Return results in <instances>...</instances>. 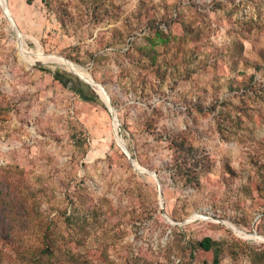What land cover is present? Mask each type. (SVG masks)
<instances>
[{
    "label": "rangeland",
    "instance_id": "rangeland-1",
    "mask_svg": "<svg viewBox=\"0 0 264 264\" xmlns=\"http://www.w3.org/2000/svg\"><path fill=\"white\" fill-rule=\"evenodd\" d=\"M87 4L0 0V264H213L193 247L203 237L222 242L218 264H253L264 254V0H105L97 18ZM155 19L152 64L137 48ZM227 105L231 122L216 118ZM150 124L208 158L198 188L174 176ZM115 136L156 173L162 205Z\"/></svg>",
    "mask_w": 264,
    "mask_h": 264
},
{
    "label": "trees",
    "instance_id": "trees-1",
    "mask_svg": "<svg viewBox=\"0 0 264 264\" xmlns=\"http://www.w3.org/2000/svg\"><path fill=\"white\" fill-rule=\"evenodd\" d=\"M54 3L57 0H53ZM84 3L87 4V9L94 13L95 18L99 17L101 14L100 7L104 6L105 0H82ZM220 4H217L215 10L219 8ZM60 7V6H59ZM214 10V9H213ZM107 11L105 10V13ZM65 13V12H64ZM107 14V13H106ZM66 16V15H64ZM167 25V23H165ZM148 31H151L150 36L146 39L149 46L145 47H138L137 51H145L146 55H148L151 60L152 64L156 62V56L154 52L153 45L157 41H164V33L159 29L160 22L158 23L157 20L148 21L145 25ZM184 30V26H182ZM191 33V31L189 32ZM254 69L258 71L260 66L254 65ZM160 72V70H157ZM254 76L249 77V81L253 79ZM236 93L245 95V89H243L242 93H239V88L235 89ZM249 91H253V88H250ZM227 107V108H226ZM232 108V106H231ZM226 110L222 108L219 109V112L216 113V118H220L221 121H232V112L226 114L228 105L225 106ZM197 110L200 113L205 111L203 107H197ZM209 112H214L216 110L215 106H209L207 109ZM229 115V116H228ZM237 122V121H236ZM149 132L155 134V138L157 141L165 140L168 144V148L172 154V169L174 170V176L177 179L183 181L185 186H189L190 188H198L199 187V176L202 171L208 168L209 160L207 157L203 156L198 148H195L191 143L190 140L184 134H177V133H156L154 132V128H152V124L149 125ZM123 157L127 159L126 155L123 154ZM222 242L213 240L209 237H203L201 240L196 241L193 244V247L203 250L205 252H212L213 253V264H218L219 262V254L221 251ZM254 257L252 260L253 264H264V254H253Z\"/></svg>",
    "mask_w": 264,
    "mask_h": 264
},
{
    "label": "water",
    "instance_id": "water-1",
    "mask_svg": "<svg viewBox=\"0 0 264 264\" xmlns=\"http://www.w3.org/2000/svg\"><path fill=\"white\" fill-rule=\"evenodd\" d=\"M3 11V10H2ZM15 27H16V25H15ZM16 30H17V32H19L18 31V29H17V27H16ZM68 76H71V78H73L74 79V81H72V83L73 84H75V85H81V87L82 88H84V89H87L88 87H89V89H91L94 93H95V90L89 85V84H87L86 82H84L81 78H78V77H76V76H74L73 74H71V73H69V74H67ZM76 87V86H75ZM77 88V87H76ZM96 94V93H95ZM97 95V94H96ZM98 98L100 99V97L98 96ZM108 104L109 105H106V104H104L105 105V107L107 108V110L109 111V113H110V115L112 116V119L114 120V121H117V118H116V113H115V110H114V108H113V105H112V103H111V101H110V98H109V100H108ZM120 138V137H119ZM120 141H118L117 139H116V142H117V144H118V146L121 148V150L123 151V153L127 156V158H128V160H129V162H130V164L132 165V167L135 169V170H137V171H142V172H145V173H148V174H150L153 178H154V180L156 181V183H157V187H158V192H159V201H160V205H162V194H161V186H160V182H159V180H158V178H157V175H156V173L155 172H149V171H147V170H145V169H142V170H140L137 166V163L133 160V158L131 157V155H130V153H129V151H128V149H127V147H126V145L124 144V142H123V140L120 138L119 139ZM137 166H136V165ZM163 217L165 218V220L167 221V222H169V223H171V221L169 220V218L165 215V214H163Z\"/></svg>",
    "mask_w": 264,
    "mask_h": 264
},
{
    "label": "flooded vegetation",
    "instance_id": "flooded-vegetation-1",
    "mask_svg": "<svg viewBox=\"0 0 264 264\" xmlns=\"http://www.w3.org/2000/svg\"><path fill=\"white\" fill-rule=\"evenodd\" d=\"M79 88H82V87H79ZM78 93H79V94H84L85 92H84V90H83V91L78 90ZM88 99L91 100L92 98H91V97H88Z\"/></svg>",
    "mask_w": 264,
    "mask_h": 264
},
{
    "label": "crops",
    "instance_id": "crops-1",
    "mask_svg": "<svg viewBox=\"0 0 264 264\" xmlns=\"http://www.w3.org/2000/svg\"><path fill=\"white\" fill-rule=\"evenodd\" d=\"M77 90H81V91L84 90V92L87 94V91H86V89H84V88H77ZM87 100H89V99H87Z\"/></svg>",
    "mask_w": 264,
    "mask_h": 264
},
{
    "label": "bare ground",
    "instance_id": "bare-ground-1",
    "mask_svg": "<svg viewBox=\"0 0 264 264\" xmlns=\"http://www.w3.org/2000/svg\"><path fill=\"white\" fill-rule=\"evenodd\" d=\"M47 55H49V54H47ZM81 71V73H83V71L82 70H80ZM88 81V80H87ZM99 97H101V95H99ZM113 124H114V122H113ZM115 138L117 139V137L115 136ZM136 165V164H135Z\"/></svg>",
    "mask_w": 264,
    "mask_h": 264
}]
</instances>
